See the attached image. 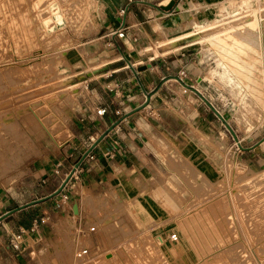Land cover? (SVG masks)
Masks as SVG:
<instances>
[{"label":"rangeland","instance_id":"obj_1","mask_svg":"<svg viewBox=\"0 0 264 264\" xmlns=\"http://www.w3.org/2000/svg\"><path fill=\"white\" fill-rule=\"evenodd\" d=\"M197 3L201 16L192 24L168 35L160 31L158 38L145 33L148 44L142 48L167 54L189 45L186 49L195 51L202 65L194 87L229 122L239 143L199 96L206 118L216 119L219 126L210 138L194 129L202 137L203 151L196 159L200 167L186 154H172L170 171L182 186L170 182L169 199L159 202L163 205L159 213L139 206L142 201L137 199L120 201L116 193L112 200L103 197L98 202L93 195L84 197L85 209L95 218L90 215L93 221L83 222L88 229L95 228L91 233L95 239L82 264H264V0ZM103 19L102 0H0V185L25 179L33 158L69 135L70 107L83 98L81 71L102 64L108 54L101 39ZM251 27L256 30L253 45L259 47L253 56L259 65L249 81L255 87L238 93L209 73L217 68L220 56L216 40ZM168 79L178 78L170 76L164 82ZM244 101H249L247 106ZM234 102L238 110H233ZM242 114H247L244 119ZM67 220L65 233L71 240L82 229L75 215L58 226ZM173 233L178 236L174 242L168 239ZM160 236L168 240L163 242ZM77 260L81 262L75 256V264Z\"/></svg>","mask_w":264,"mask_h":264},{"label":"crops","instance_id":"obj_2","mask_svg":"<svg viewBox=\"0 0 264 264\" xmlns=\"http://www.w3.org/2000/svg\"><path fill=\"white\" fill-rule=\"evenodd\" d=\"M170 1L102 0L101 39L108 54L102 64L81 71L79 79L85 85L79 97L83 98L82 103L70 107L69 136L41 150L25 179L10 186L0 185V216L20 208L0 222V264H73L83 235L74 233L70 240L65 233L70 221L60 223L64 230L58 224L75 215L80 228H87V222L93 219H88L91 214L85 209L84 197L93 195L98 202L103 197L112 200L116 193L120 201L137 199V203H143L139 206L159 213L163 207L159 202L169 199L170 182L182 186V180L171 173L169 160L183 153L200 167L196 159L203 151L202 137L194 129L210 138L219 128L216 119L206 118L199 95L184 89L183 83L194 87L193 80L200 81L201 61L195 51L186 49L189 45L167 54H155L142 45L147 43L145 33L158 38L162 37L160 31L168 35L192 24L201 16V5L196 3L210 6L214 0H175L173 8L163 9ZM123 7L126 13L120 15ZM123 25L127 27L124 38L113 34ZM149 63L152 66L143 69ZM170 76L179 78L164 82ZM183 96L190 99L188 104ZM99 108L106 112L97 114ZM105 132L63 190L54 194ZM204 174L212 176L210 172ZM74 203L79 206L78 214L74 213ZM35 221L40 227L26 236V249H13L9 244L11 233L30 229ZM93 239L88 237L94 245ZM64 256L71 260L59 258ZM80 259L77 264L83 263L84 258Z\"/></svg>","mask_w":264,"mask_h":264},{"label":"bare ground","instance_id":"obj_3","mask_svg":"<svg viewBox=\"0 0 264 264\" xmlns=\"http://www.w3.org/2000/svg\"><path fill=\"white\" fill-rule=\"evenodd\" d=\"M166 2V1H165ZM168 2V1H167ZM242 2V1H241ZM244 3V2H242ZM61 9V8H60ZM54 10V9H53ZM55 12V11H54ZM62 16V15H61ZM61 16L58 15L57 19L59 18V20L61 19ZM67 17V16H66ZM29 18V17H28ZM27 20V19H25ZM48 21V19H46ZM59 20H56V21H59ZM46 21V22H47ZM61 21V20H60ZM220 20H216L215 22L218 23ZM50 22V21H49ZM197 22V21H196ZM26 23V22H25ZM198 23V22H197ZM48 24V23H47ZM197 25V24H196ZM195 26V25H194ZM199 26V25H198ZM51 27V26H50ZM213 27V26H212ZM198 28V27H197ZM202 28V27H201ZM204 28V27H203ZM202 28V29H203ZM209 28V27H208ZM199 28V31L202 30ZM241 30V29H240ZM197 31V32H199ZM258 31V30H257ZM189 32V31H188ZM225 32V31H224ZM223 32V33H224ZM256 30L254 27H251L249 29H245V30H241L239 31V34L236 35V36H233V35H227L225 36V38H218L216 40V48L218 49V52H220V56L218 59H216V66L217 68H214L210 71V75L211 77H214V76H217L218 77V80L220 82H224V84H226L227 86L231 87L232 90H235L234 92L238 91V93H241V91H244L246 90V86L248 87H251L250 86V82L251 81V77L254 76V73L256 71V67L257 64H258V61L255 60L254 61V52L256 51L259 52V47H256V45L254 46L253 45V41L256 40V34H255ZM187 33V32H186ZM184 33V34H186ZM226 33V32H225ZM224 33V34H225ZM238 33V32H237ZM236 33V34H237ZM193 33L190 32V34L188 33L187 36L191 35ZM220 34V33H219ZM228 34V33H227ZM218 35V34H217ZM216 35V36H217ZM221 35V34H220ZM214 36V35H213ZM238 36V38H237ZM175 37H180V36H175ZM211 37V35H210ZM46 38V37H45ZM212 38V37H211ZM214 38V37H213ZM35 39V38H34ZM175 39V38H174ZM179 39V38H177ZM231 39V40H229ZM205 40V39H204ZM207 40V39H206ZM259 40V38H258ZM173 41V40H172ZM229 41V42H228ZM259 43V42H258ZM256 43V44H258ZM255 44V43H254ZM260 44V43H259ZM214 45V44H213ZM215 61V60H214ZM259 65V64H258ZM258 71V70H257ZM254 80L252 79V82ZM248 82V84H247ZM253 84V83H252ZM254 86V85H253ZM252 86V87H253ZM249 88V89H252ZM255 87V86H254ZM247 91H251V90H248L247 88ZM254 91V90H253ZM252 92V91H251ZM244 93V92H243ZM250 93V92H249ZM247 95V97L251 94ZM253 93V92H252ZM234 94V93H233ZM237 94V93H236ZM247 94V93H245ZM255 94V93H253ZM252 94V95H253ZM243 95V94H242ZM241 96V95H240ZM239 96V97H240ZM246 97V96H245ZM257 97V96H256ZM241 98V97H240ZM239 98V99H240ZM252 99H254V95L253 97L251 96ZM246 99V98H244ZM250 99V97H249ZM248 99V100H249ZM57 100V99H56ZM48 101V99H47ZM51 101V100H50ZM242 101V100H241ZM252 101V100H251ZM54 102V101H53ZM237 102V101H236ZM240 102V101H239ZM256 102H257V99H256ZM45 103V102H44ZM243 103V102H242ZM249 103L244 101L243 105L247 106V104ZM253 103V102H252ZM251 103V104H252ZM47 104V103H46ZM50 104V102H49ZM240 104V103H239ZM257 104V103H256ZM237 104L234 102V104H232V108L233 110H238V107L235 108ZM251 107V106H250ZM243 108V106H242ZM245 109L246 108H249L248 107H244ZM251 109V108H250ZM253 109V108H252ZM243 111V109H241ZM248 109L244 110V111H247ZM253 111V110H252ZM255 111V110H254ZM252 112L255 113V112ZM240 112V111H239ZM239 112H236V114H240ZM248 112V111H247ZM250 114H251V111H249ZM244 113V112H243ZM243 115V114H242ZM247 115V114H246ZM245 115V116H246ZM254 115V114H253ZM245 116L243 115V119L245 118ZM255 116V115H254ZM224 117V116H223ZM251 117V116H250ZM253 118V117H252ZM247 119V118H246ZM239 120V119H238ZM240 120L242 121V117H240ZM249 120V119H248ZM62 121V120H60ZM245 121V120H243ZM247 121V120H246ZM240 122V121H239ZM249 125V124H248ZM41 126V125H40ZM55 126H58L57 124ZM62 126V125H61ZM251 126V125H250ZM53 127V126H52ZM63 127V126H62ZM65 127V126H64ZM46 128V127H44ZM54 128V127H53ZM52 128V129H53ZM50 129V128H49ZM58 129V128H57ZM47 130V129H45ZM68 130V129H66ZM42 131V130H41ZM67 132V131H66ZM52 133V131H51ZM60 133V132H59ZM62 133V132H61ZM60 133V134H61ZM65 133V132H64ZM68 133V132H67ZM48 134V133H47ZM70 134V133H69ZM63 135V134H62ZM69 136V135H68ZM66 136V137H68ZM62 137H65L62 136ZM61 139V138H60ZM224 139V138H222ZM53 140V139H52ZM58 140V139H57ZM6 141V140H5ZM25 141V140H24ZM56 142V140H55ZM57 144H60L57 142ZM218 144V143H217ZM259 182V181H258ZM262 205V204H261ZM258 206V205H257ZM263 206V205H262ZM255 207V206H254ZM263 208V207H262ZM259 213V212H258ZM264 218V217H263ZM263 220V219H262Z\"/></svg>","mask_w":264,"mask_h":264},{"label":"built area","instance_id":"obj_4","mask_svg":"<svg viewBox=\"0 0 264 264\" xmlns=\"http://www.w3.org/2000/svg\"><path fill=\"white\" fill-rule=\"evenodd\" d=\"M125 13H126V9L124 7L120 9L119 11L120 15H123ZM126 29L127 27L123 25L119 29L115 30L113 34L118 35V37L120 38H124L126 36ZM96 112L99 115H103L106 112V109L99 108L97 109ZM73 174H75V172ZM38 229H39V222L35 221L30 229L21 228L19 231L12 232L10 235V242H9L10 246L17 251H24L26 249V247L24 246L26 241V236L28 235V233L37 232ZM93 231H95L94 227H91L90 229L86 228L85 230L78 231L79 233H82L81 235H84L85 240L81 239L78 241V245L76 249L77 252L75 254L77 258L79 257L87 258L90 255L91 245H90V241H88V237L91 236V233ZM159 238H163V237L160 236ZM168 239L174 242L178 240V236L176 233H173L168 236ZM168 239L163 238V242H166Z\"/></svg>","mask_w":264,"mask_h":264},{"label":"water","instance_id":"obj_5","mask_svg":"<svg viewBox=\"0 0 264 264\" xmlns=\"http://www.w3.org/2000/svg\"><path fill=\"white\" fill-rule=\"evenodd\" d=\"M175 0H171L167 5H163L162 8L165 10H170L171 8H173V6L175 5ZM152 64H148L146 66L143 67V69L147 68V67H151ZM175 78H179L178 76H174ZM183 85L186 88H189L190 90L194 91L195 93H197L201 99L214 111V113L223 121V123L225 124V127L229 130V132L233 135L234 139L239 143L237 134L235 132V130L232 128V126L229 124V122L223 117V115L219 112V110H217V108L213 105V103L211 101H209L197 88L188 85L186 83H183ZM110 130V129H108ZM107 132L103 133L98 140L92 145V147L86 151V153L83 155V157L74 165L73 169L70 171V173L67 175L66 179L64 180V182L62 183V185L60 186L59 189H57L55 191L54 194H59L63 188L66 186V184L68 183V181L72 178L73 173L76 171L77 168H79V166L81 165L82 161L85 159V157L90 153V151L93 149V147L106 135ZM264 138L261 140L263 141ZM20 208H15L13 210H10L8 212H6L5 214L0 216V222L2 220H4L5 218H7L9 215H11L12 213L18 211ZM73 210L75 214L79 213V206L77 203H74L73 205Z\"/></svg>","mask_w":264,"mask_h":264}]
</instances>
